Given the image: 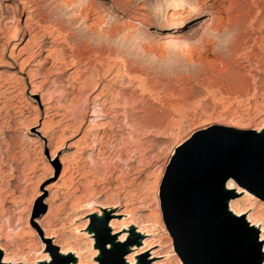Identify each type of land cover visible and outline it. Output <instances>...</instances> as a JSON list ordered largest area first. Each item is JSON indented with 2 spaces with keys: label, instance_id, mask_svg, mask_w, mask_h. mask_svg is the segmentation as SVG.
<instances>
[{
  "label": "rangeland",
  "instance_id": "1",
  "mask_svg": "<svg viewBox=\"0 0 264 264\" xmlns=\"http://www.w3.org/2000/svg\"><path fill=\"white\" fill-rule=\"evenodd\" d=\"M26 1L31 11L13 19L5 5L17 9L18 0H0V247L34 262L42 221L65 246L84 249L88 262L97 250L99 258L123 259L127 244L103 252L117 238L92 225L102 212L109 220L124 211L152 231L166 264H184L162 207L171 150L193 135L247 148L264 141V0ZM28 25L36 28L29 41ZM192 31L202 33L188 43ZM38 90L50 111L39 106V95L29 96ZM100 92L107 113L94 118ZM33 120L54 125L45 129L48 146L37 126L23 128ZM60 137L64 145L51 161ZM61 158L68 167L62 180ZM233 186L247 195L232 191L230 199H240V208L264 224V191ZM235 223L255 237L264 264L261 226L252 228L246 217ZM58 253L46 264H72ZM3 257L0 251V264Z\"/></svg>",
  "mask_w": 264,
  "mask_h": 264
},
{
  "label": "water",
  "instance_id": "2",
  "mask_svg": "<svg viewBox=\"0 0 264 264\" xmlns=\"http://www.w3.org/2000/svg\"><path fill=\"white\" fill-rule=\"evenodd\" d=\"M227 181L264 191V141L247 148L193 135L172 157L162 207L184 264H261L255 237L227 210ZM121 258L101 264H124Z\"/></svg>",
  "mask_w": 264,
  "mask_h": 264
},
{
  "label": "bare ground",
  "instance_id": "3",
  "mask_svg": "<svg viewBox=\"0 0 264 264\" xmlns=\"http://www.w3.org/2000/svg\"><path fill=\"white\" fill-rule=\"evenodd\" d=\"M17 6H18L17 9H15V8H13L12 5L6 4L5 5V7H6V10H5L6 15L7 16H11L14 19V17L18 16V14H20L22 11H28L30 9L29 3L26 0H18ZM124 7L128 8L127 5H124ZM30 11H28V12H30ZM95 12H96V10H95ZM14 22H16V21H14ZM214 22H216V20H214ZM26 31L28 32V35H29L28 41L32 40L34 38V34H35V31H36V28H33V27L28 25V26H26ZM200 33H202V32H200V31H192V32L187 33L186 37H185L186 42L190 43L191 41L197 40V38L199 37ZM226 47H227V45H226ZM24 51H26V50H24ZM33 56H34V54H33ZM33 58L34 57H31L30 59H33ZM55 61L57 63H59L60 65L64 64V59L57 58ZM259 64H260L261 67H264V59L261 60ZM19 65H20V67H22L23 63H21ZM30 71H31V69L28 68L27 72L25 73V75H26V78L28 80V84L29 85H33L35 76L30 75L29 74ZM79 84H81V83H79ZM81 86H85L83 82H82ZM90 87H91V84H90ZM86 88H88V87H86V86L83 87L82 91H84V89H86ZM73 91L75 93H77V94L81 93V89L78 88V87L74 88ZM36 95H39V101H40L39 106H46L47 111H50L52 109L51 102L49 101V102L45 103V100H44L45 96H44L42 91L40 92L38 90L35 93L33 91L31 93H29V96H31V97H34ZM94 96H95V99L93 101V104H94L93 106L94 107H92L93 110H92V113L90 114V116L94 117V118L106 116L107 111L103 110L104 101L102 100L101 92L98 93L97 95H94ZM34 108H36V107H34ZM46 116H48V113H46ZM34 118H36V117H34ZM89 121L91 122V120H89ZM48 123L49 122H45V121H43L41 123H38L36 120H33V121H31V123H26L23 126V128L25 130L26 129L28 130L30 128H34L35 126H37L36 127L37 130H35L36 134L40 138H43L45 140V142H47L46 146H48V142L52 138L47 136V133H46L45 129H48V128L54 126V125L48 124ZM68 128H69L68 126L67 127H63V128L59 127L57 132H60L63 135V134H65L68 131ZM78 128L79 127H77V129ZM261 133H264V131L261 132ZM81 138L83 139L84 137H80V139ZM187 140H188V137L179 138L178 139V141L174 144V146H173V148L171 150V156L172 157H174L177 154L176 150L177 149H181L182 146H183L182 144H185V142H187ZM80 141H82V140H80ZM59 144H60L59 147H58L59 149L55 148L56 150L53 151V153L51 154V159H50L51 161L54 160V158L58 157V154L61 152V148L64 145L61 137H60ZM42 145H44V142H42L40 146H42ZM60 164L62 166V176L60 177V179L62 180L65 177L66 173H67V170H68L67 168L68 167L65 166L64 159H62V158L60 159ZM61 182H64V181H61ZM233 184H234L233 182L227 181L226 184H225V191H231V192L235 191V193L233 192L234 193V197L238 196V195H241V194H246L247 195V193H245L244 191L238 189L236 186H233ZM149 189L150 188H149L148 185H143L140 188L141 192L145 193V194L147 192H149ZM38 196L39 195L37 194V198H38ZM128 196H130V194H128ZM132 196L129 197L130 198V202L133 200L132 198H134ZM122 200H125V199H122ZM127 200H129L128 197L126 198V201ZM226 204H227L228 212H230L234 217H236L238 219H242L243 217H246L247 223L250 224V226L252 228H259L261 226L260 229H259V233H260L259 242L264 243V224H262V221L258 220L259 218L257 219V221H253V218H251L250 214H248V211L240 208V206H241L240 199H237V200H231L230 199V200H228V202ZM52 210H55V209L51 208L49 211H52ZM121 212L122 213L112 212L109 220L106 217L107 215H105L103 212L94 217L96 223L93 224L92 226L96 227L97 231H99V232L104 231V230H105V232L109 231V234H107V238L108 237H111V238L112 237H116L117 238L116 239L117 240L116 241L117 246H114L115 242L111 240V241H109L108 243L105 244V248H103L102 251L105 252V251L111 250L113 252H117V251L120 250V245H126L127 244L128 250L123 253L124 256H123V259H122L124 261V264H138V263H141V264H148V263L149 264H166L165 259H164L165 258L164 254L160 253V248L159 247L161 245L159 246L157 241H153L154 239L150 240V238L152 237V231L150 229L146 228V226H143V227L141 226L140 227V226L136 225L132 220H130V216L128 215V213H123L124 211H121ZM104 222H107V227H105L103 229L101 227V225ZM36 223L40 227L41 232L43 233V236L40 238L41 239V246H40L41 255L37 259H35L34 262H32L30 264H46L49 261L50 256L54 255L55 249L59 250L58 254L62 255L61 256L62 258L71 259V261H72L71 263L72 264H101V260L103 258H102V256H101V258H99V256L102 255L103 253L100 254L98 250L96 251V253H95V251L92 252L90 258H94V260L88 262L86 260V258L83 257V250L84 249L83 250L81 249L82 250V254H81V250H79L80 248L76 249V248L71 247V246H67V245L65 246V244L63 242L65 240L62 241L57 235L50 233L47 230V227H45V224L42 225V221L36 222ZM85 225H84V227H85ZM84 227L82 228V230H84ZM92 242H93V240H92ZM89 243H90V241H89ZM1 247H0V251L4 255L3 259L1 260L2 264H29L26 261L24 256H20V258L18 257V259H14L13 257L7 256L8 254L6 255V252H5L6 249H3ZM263 251H264V246H263Z\"/></svg>",
  "mask_w": 264,
  "mask_h": 264
}]
</instances>
